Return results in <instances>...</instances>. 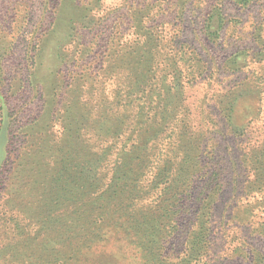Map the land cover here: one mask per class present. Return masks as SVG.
Wrapping results in <instances>:
<instances>
[{
    "label": "rangeland",
    "instance_id": "obj_1",
    "mask_svg": "<svg viewBox=\"0 0 264 264\" xmlns=\"http://www.w3.org/2000/svg\"><path fill=\"white\" fill-rule=\"evenodd\" d=\"M239 1L0 0V264L118 256L132 219L161 220L166 169L201 170L211 155L223 192L201 264H264V188L252 190L264 184V0ZM144 15L164 33L165 61L142 51ZM118 20L126 57L115 55ZM174 36L193 54L173 56ZM123 60L134 70L115 86ZM198 187L174 256L185 253Z\"/></svg>",
    "mask_w": 264,
    "mask_h": 264
},
{
    "label": "trees",
    "instance_id": "obj_2",
    "mask_svg": "<svg viewBox=\"0 0 264 264\" xmlns=\"http://www.w3.org/2000/svg\"><path fill=\"white\" fill-rule=\"evenodd\" d=\"M151 3V2H150ZM237 3V2H236ZM241 7L246 6L249 3V0H241L238 2ZM152 4V3H151ZM147 2V5H144L148 11L146 12L147 22L148 17L149 20L152 21L156 15V13L152 12L153 4L151 5ZM135 12V11H134ZM132 13V17L137 18L138 15L136 13ZM131 17V16H130ZM131 19H134L132 18ZM141 25L134 27L138 29L137 31L141 36L146 38L145 46L143 48V52L146 53L148 59L155 63L156 61H165L162 57L166 54V49L163 38L164 33L160 29L159 26H153L152 28L147 27L145 15L140 17ZM140 21V20H139ZM120 20L115 23V55L119 53V49L125 50L123 53V57H126L128 51L132 48L128 40H121L123 34L121 32V24ZM136 23H139L136 19ZM138 25V24H137ZM134 30V35L135 33ZM124 38V36H123ZM176 36H174L170 43L172 47V51H174L175 57L179 55L185 56L187 54H193L190 46L187 44L175 46L178 43L175 41ZM174 42V44H173ZM129 55V54H128ZM132 55V54H131ZM127 64L128 66H125ZM174 72V82L179 81V71L177 63L173 64ZM130 66V67H129ZM149 67V65H147ZM133 71L134 68L131 67L130 64L123 63L119 65H115V86L117 83H120L123 79H126V75ZM190 75L191 73L188 69L186 70ZM188 82V81H187ZM191 82V81H190ZM124 100V99H123ZM131 100V94L127 95V99L125 101ZM231 100V101H230ZM228 101L234 103L233 99ZM231 103H228L226 108L221 109L222 117L227 120L229 124V117H231V113L234 111V106ZM120 108V107H119ZM163 112V110H162ZM6 128V124H5ZM5 129H3L4 133ZM116 134V130H115ZM120 136V134H119ZM118 136V137H119ZM146 150V149H144ZM144 155L138 154L136 157L140 160V164L142 163ZM257 158L264 157V152L258 155ZM205 164L203 169H198L197 171H188L186 168V164L181 167L178 171V174L173 168L166 169L164 174L161 175V184H165L168 188H162V195H158L157 199L154 202H158L161 200L159 204L163 202H168V205L164 206L160 212V221H155L152 219L151 222L147 223L145 221H139L136 219L133 220V224L131 227L123 228L125 230V236L122 238V244L118 248V256H112L106 259L107 252L101 254L100 257L92 258L89 254L84 255L83 264H201L204 262V259L207 257L210 246H211V237H210V219L209 212L213 211V205L219 199L223 192L222 186L218 183L217 173L213 170V166H215V158L213 156H209L206 160L202 158ZM183 162V161H180ZM143 164V163H142ZM141 164V165H142ZM159 174V176H160ZM142 179H140V182ZM170 183L168 184V182ZM137 180V183H140ZM172 182V184H171ZM217 183V184H216ZM168 184V185H167ZM174 187H171L172 185ZM196 185H200L198 198H199V206L196 209V217L193 224L192 229H186V250L184 255H180L179 257L170 251V247L172 246L171 241L174 239L173 235H177L182 230L183 226V216L188 210L189 200L188 196L192 189H196ZM222 188V189H221ZM264 188V184H259L255 186L252 190L259 192ZM156 191H152L151 195L154 196ZM125 206L128 204L123 203ZM123 204H121L123 206ZM214 209V208H213ZM121 210V209H119ZM251 214L248 208L241 209L238 212L237 218H246ZM126 230H130L129 232ZM133 236H132V235ZM179 235V234H178ZM133 238V239H132ZM127 240V241H126ZM131 245V249L130 246ZM131 250V251H130ZM236 250V249H235ZM237 252V251H235ZM116 253V252H115ZM182 256V257H181ZM174 257V258H173ZM131 263H127V262Z\"/></svg>",
    "mask_w": 264,
    "mask_h": 264
}]
</instances>
